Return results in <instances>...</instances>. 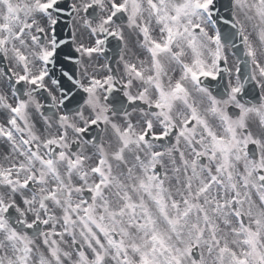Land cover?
<instances>
[{"label": "snow or ice", "instance_id": "1", "mask_svg": "<svg viewBox=\"0 0 264 264\" xmlns=\"http://www.w3.org/2000/svg\"><path fill=\"white\" fill-rule=\"evenodd\" d=\"M67 7L0 0V264H264V0Z\"/></svg>", "mask_w": 264, "mask_h": 264}, {"label": "water", "instance_id": "2", "mask_svg": "<svg viewBox=\"0 0 264 264\" xmlns=\"http://www.w3.org/2000/svg\"><path fill=\"white\" fill-rule=\"evenodd\" d=\"M224 2H227V0H224Z\"/></svg>", "mask_w": 264, "mask_h": 264}]
</instances>
